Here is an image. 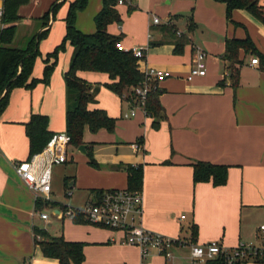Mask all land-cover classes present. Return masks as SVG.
I'll return each instance as SVG.
<instances>
[{"label":"crops","instance_id":"obj_1","mask_svg":"<svg viewBox=\"0 0 264 264\" xmlns=\"http://www.w3.org/2000/svg\"><path fill=\"white\" fill-rule=\"evenodd\" d=\"M55 1L29 0L17 11V31L36 25L31 36L24 33L22 42L48 30L38 45L41 55L33 68L35 78L42 77L45 55L64 37V18L73 0H65L55 18L49 15L47 27H43L41 18ZM259 5L264 15V0H259ZM131 6L130 11L127 5L117 7L122 23L108 26L107 31L121 36L125 48L145 51L142 70L152 67L169 73L157 84L165 119L154 130L152 119L140 108L134 117L125 118L134 105L101 86L89 109H103L117 120L113 133L84 131L83 145L86 151L92 146L97 167L88 164L87 154L68 147V160L53 166L52 180L55 171L69 182L70 191H84L85 205L94 197L92 191L126 189L125 167L142 166L139 222L148 231L181 239L187 245L219 241L229 248L240 243L264 247L260 230L264 226V70L260 64H251L253 56L241 52L239 86L233 91L228 63L222 59L226 39L246 36L264 54L263 24L244 10H234L228 21L225 4L217 0H132ZM101 9L102 0H88L77 14L76 28L94 33V17ZM154 17L158 24L153 23ZM166 24L175 26L177 36H185L181 54L174 53L176 40L162 30ZM151 43L158 45L151 47ZM195 48L206 53V74L188 81ZM71 56L72 47L66 43L49 84L40 83L32 90L14 89L0 117V264H58L42 255L34 242L35 228L52 237L85 243L83 264H165L156 253L143 260L137 247L122 243L120 232L76 224L57 208L52 210L53 220L49 216L41 220L33 193L15 172L14 164L28 156L24 123L32 114L47 116L54 134L65 132L64 74ZM78 76L89 83L108 82L102 73L79 72ZM140 138L141 148H132ZM197 161L228 166L226 184H194L191 163ZM193 226L197 229L194 240ZM174 254L175 264H189L188 246L174 249Z\"/></svg>","mask_w":264,"mask_h":264},{"label":"trees","instance_id":"obj_2","mask_svg":"<svg viewBox=\"0 0 264 264\" xmlns=\"http://www.w3.org/2000/svg\"><path fill=\"white\" fill-rule=\"evenodd\" d=\"M29 0H4L3 23L4 30L0 34V117L8 106L11 92L14 89L23 88L32 90L38 84L48 85L53 70L57 65L58 55L64 51L66 43L72 47V56L69 68L64 74V81L67 95V109L65 114V132L70 141L69 146L78 149L83 142L84 131L87 128L91 133L101 129L109 133L115 130L116 120L110 117L103 109H89V105L96 102V96L101 86L108 89L115 95L123 98L127 95L126 101L132 100L133 89L144 81V73L141 64L144 60L137 59L131 52H123L116 48L121 42V36L110 34L108 26L121 24L122 18L117 10L118 0H102V9L94 17L95 32L85 34L75 26L77 14L82 12L88 0H73L68 5L65 22V34L59 45L47 53L43 59V71L41 78L32 76L36 59L41 55L38 50L39 42L44 39L48 30L38 35H33L24 48L12 47L20 19L17 11L20 6ZM56 0L49 11L41 18L43 27H47L49 15L54 19L57 11L65 2ZM226 6V18L231 20V13L234 10H244L260 21L264 26L263 7L259 0H217ZM129 11L131 5H127ZM191 29V25L189 30ZM162 30L170 34L176 40L174 53L181 54L187 40L179 34L174 25L166 24ZM158 43H151L150 46H157ZM244 56L257 58L261 68L264 70V54L261 53L249 36L244 39L231 38L225 40V50L222 59L228 63V79L230 86L235 91L239 86V68L243 64L240 53ZM79 72L102 73L108 76L107 83H89L78 76ZM219 84L224 85L221 81ZM160 91L158 88L152 90L146 101V116L152 119L151 127L157 130L160 122L165 119L164 109L159 102ZM47 116L32 114L24 123L25 135L28 139V156L26 160L40 153L51 137L54 135L48 128ZM141 146L142 138L136 142ZM88 164L94 168L97 163L93 158L92 146L86 151ZM167 163V162H165ZM192 179L194 184L211 183L214 187H220L227 182L228 166L216 165L209 162L197 161L191 163ZM127 188L132 192H141L142 187V166H126ZM94 198L102 191H92ZM36 211L44 209H59L65 212L67 206L60 203L36 202ZM71 220L76 224H89L82 216L75 214ZM97 226V225H96ZM99 227V226H98ZM106 229V228H105ZM196 226L192 228L193 240L196 238ZM34 242L39 247L45 258L54 259L58 264H83L85 256L83 248L85 243L67 241L63 236L52 237L45 230L34 229ZM255 262H264L262 256H256ZM24 264V263H23ZM207 264H218V261Z\"/></svg>","mask_w":264,"mask_h":264},{"label":"built area","instance_id":"obj_3","mask_svg":"<svg viewBox=\"0 0 264 264\" xmlns=\"http://www.w3.org/2000/svg\"><path fill=\"white\" fill-rule=\"evenodd\" d=\"M132 0H118L117 5H131ZM4 0H0V34L5 28L3 23ZM154 24L159 19L154 17ZM116 48L123 52H131L137 59H145V51L141 48H125L121 43ZM206 53L200 48L194 49L193 64L187 77L191 81L194 77H203L206 74ZM252 65L259 64L257 58L251 59ZM144 81L133 89L132 100L128 101L134 108L124 117H134L137 109H141L146 115L145 105L149 93L157 88V84L167 77L169 73L156 68L147 67L143 70ZM127 95L123 96L126 100ZM70 138L66 132L54 134L44 149L29 160L18 161L14 164L15 172L33 193L35 202H49L51 194L52 168L68 160L67 148ZM134 149L141 147L135 143ZM78 214L89 223L122 234V243L137 247L141 257L145 260L152 253L163 257L165 264H175L174 249L188 246L189 264H207L218 261V264H248L254 261L256 256H262L264 247H256L250 244L240 243L236 247L229 248L219 241H210L205 244L187 245L181 239H173L145 229L139 222L142 216V194L140 191L132 192L126 189L102 191L98 197L91 198L82 208L67 207L63 215L72 217ZM41 220H47L48 215L39 213ZM264 233V226L260 227Z\"/></svg>","mask_w":264,"mask_h":264},{"label":"rangeland","instance_id":"obj_4","mask_svg":"<svg viewBox=\"0 0 264 264\" xmlns=\"http://www.w3.org/2000/svg\"><path fill=\"white\" fill-rule=\"evenodd\" d=\"M33 25H34V28H32L33 26H31L30 28L28 27L29 29H27V31H25L24 29L21 31L19 28L17 31L16 37H15L11 46L17 47V48H23L25 46V40L28 41V37L33 34V30L35 29V26H36L35 24H33ZM30 32H31V34H30ZM24 33L25 34L27 33L29 35L22 42L21 40L24 38L23 37ZM67 174H69V173H67ZM69 189H70L69 182L64 181V179L62 177H60L59 175H56L55 171H54L53 180H52V192L50 194V201H58V202H61L63 204H67V205H70V206L76 207V208L84 207V202H85V197H86L85 192L81 191L79 189H73L72 191H70ZM105 191H107V190H105ZM45 213L50 217V220L54 219L53 215H52V209L47 208ZM64 218L68 219L70 217L64 215ZM86 225H91L93 227H97L98 229L104 230V228H100V227H98L92 223H89ZM104 231H106V230H104Z\"/></svg>","mask_w":264,"mask_h":264},{"label":"water","instance_id":"obj_5","mask_svg":"<svg viewBox=\"0 0 264 264\" xmlns=\"http://www.w3.org/2000/svg\"><path fill=\"white\" fill-rule=\"evenodd\" d=\"M78 152H80L83 155H86V145H81L80 147H78Z\"/></svg>","mask_w":264,"mask_h":264}]
</instances>
